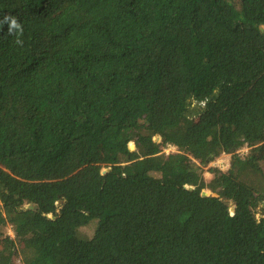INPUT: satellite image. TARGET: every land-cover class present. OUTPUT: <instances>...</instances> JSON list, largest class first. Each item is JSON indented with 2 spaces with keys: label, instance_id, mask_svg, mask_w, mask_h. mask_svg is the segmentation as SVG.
Returning a JSON list of instances; mask_svg holds the SVG:
<instances>
[{
  "label": "trees",
  "instance_id": "obj_1",
  "mask_svg": "<svg viewBox=\"0 0 264 264\" xmlns=\"http://www.w3.org/2000/svg\"><path fill=\"white\" fill-rule=\"evenodd\" d=\"M262 159L264 0H0V264H264Z\"/></svg>",
  "mask_w": 264,
  "mask_h": 264
},
{
  "label": "rangeland",
  "instance_id": "obj_2",
  "mask_svg": "<svg viewBox=\"0 0 264 264\" xmlns=\"http://www.w3.org/2000/svg\"><path fill=\"white\" fill-rule=\"evenodd\" d=\"M131 144H132V148H133L134 142L130 141L129 145H131ZM172 149H174L173 145H170V147L165 146L163 148V150L165 152L172 150ZM238 152L240 155H244L247 152V148L243 147L242 149H239ZM230 159H231L230 153L222 152L221 154H219L215 158L207 161L204 164H201L202 173H203V176L205 177V179L208 180L212 177L211 169H213V168H217V169H220L223 171L227 170L229 168V165H230ZM260 166L264 169V159H262L260 161ZM105 170H106V168H104L102 171H105ZM93 228H94V224L83 225L79 228V234L81 236H89L92 234ZM1 235H2V238L8 237V239L10 238L13 241V243H14L13 247H14V250L16 251L15 255L13 256L14 263L15 264H22L21 251H20L22 248V245H21L22 243L15 237L11 224L6 223L5 225L1 226Z\"/></svg>",
  "mask_w": 264,
  "mask_h": 264
},
{
  "label": "water",
  "instance_id": "obj_3",
  "mask_svg": "<svg viewBox=\"0 0 264 264\" xmlns=\"http://www.w3.org/2000/svg\"><path fill=\"white\" fill-rule=\"evenodd\" d=\"M261 29H263V27H261ZM129 146H130V145H129ZM130 148H132V147L130 146ZM208 194H211V193H208V192L205 191V190H203V191L201 192V195H208ZM60 201H61V200H60ZM27 207H29V208H33L34 206H33V204H29V205H27ZM233 209H234V205H232V206L230 207V211L232 212Z\"/></svg>",
  "mask_w": 264,
  "mask_h": 264
},
{
  "label": "clouds",
  "instance_id": "obj_4",
  "mask_svg": "<svg viewBox=\"0 0 264 264\" xmlns=\"http://www.w3.org/2000/svg\"><path fill=\"white\" fill-rule=\"evenodd\" d=\"M12 26L13 27H19V25L16 24L15 20L12 21Z\"/></svg>",
  "mask_w": 264,
  "mask_h": 264
},
{
  "label": "built area",
  "instance_id": "obj_5",
  "mask_svg": "<svg viewBox=\"0 0 264 264\" xmlns=\"http://www.w3.org/2000/svg\"><path fill=\"white\" fill-rule=\"evenodd\" d=\"M168 147H170V145H167ZM168 152V151H167Z\"/></svg>",
  "mask_w": 264,
  "mask_h": 264
}]
</instances>
